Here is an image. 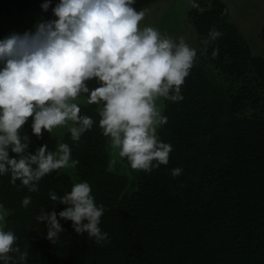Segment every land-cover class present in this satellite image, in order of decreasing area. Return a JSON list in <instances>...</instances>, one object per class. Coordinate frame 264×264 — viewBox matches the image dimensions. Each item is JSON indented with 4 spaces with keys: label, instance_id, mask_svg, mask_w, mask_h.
<instances>
[{
    "label": "trees",
    "instance_id": "obj_1",
    "mask_svg": "<svg viewBox=\"0 0 264 264\" xmlns=\"http://www.w3.org/2000/svg\"><path fill=\"white\" fill-rule=\"evenodd\" d=\"M182 4L197 55L181 86L183 99H164L167 122L156 134L172 147L168 164L151 172L132 169L104 135L97 106L80 105L79 115L93 126L78 141L71 132L62 141L79 161L76 177L54 170L30 192L20 180L11 182L10 171L0 174V203L11 211L5 232L15 235L14 248L28 253L24 261L9 253V264H264V57L253 55L224 1ZM212 29L222 35L205 48L201 41ZM261 36L264 43V29ZM32 122L19 132L29 138L26 154H35L50 135L37 138ZM8 152L19 158L11 147ZM176 168L182 173L174 178ZM80 182L104 208L99 227L107 239L97 243L77 234L71 221L57 216L64 231L53 244L47 222L36 217L65 210L49 193L63 197ZM25 197L31 198L27 207Z\"/></svg>",
    "mask_w": 264,
    "mask_h": 264
},
{
    "label": "clouds",
    "instance_id": "obj_2",
    "mask_svg": "<svg viewBox=\"0 0 264 264\" xmlns=\"http://www.w3.org/2000/svg\"><path fill=\"white\" fill-rule=\"evenodd\" d=\"M134 3L60 0L52 10L54 21L41 22L34 32L13 34L0 41V174L10 171L13 184L20 180L30 192H36V182L45 175L79 163H70L71 149L63 143L54 152L43 145L35 154H26L29 138H21L19 132L29 118L37 138L71 121L79 125L69 129L72 139L78 141L92 128L93 120L79 115L75 101L81 93H89L86 82L92 79L100 86L90 92L87 101L103 104L100 127L119 156L126 158L132 169L145 172L168 164L172 147L156 134L167 118L161 115L156 101L183 99L181 86L197 51L182 38L176 43L152 27L141 29L145 11H137ZM192 6L199 8L195 3ZM41 7L47 11L50 0ZM221 35L212 29L201 43L206 48ZM218 51H213V58ZM9 147L19 158L9 157ZM181 173L180 168L172 170L174 178ZM91 191L87 182H80L63 197L49 193L52 201L67 206L58 214L42 210L36 217L39 223L47 222L46 238L50 242L56 244L64 231L57 216L71 221L77 234L86 232L97 243L107 239L99 227L104 208L95 204ZM30 202L31 198L25 197L22 205L27 207ZM5 215L0 211V221ZM15 241L11 231L0 229V260L4 264L12 259L9 253H20L13 247ZM27 255V251L20 253L19 259L24 261Z\"/></svg>",
    "mask_w": 264,
    "mask_h": 264
},
{
    "label": "rangeland",
    "instance_id": "obj_3",
    "mask_svg": "<svg viewBox=\"0 0 264 264\" xmlns=\"http://www.w3.org/2000/svg\"><path fill=\"white\" fill-rule=\"evenodd\" d=\"M187 0L178 1L176 3L172 0H135L133 7L137 10H144L145 17L140 22L139 27L141 29L145 27H152L160 32L162 36L172 39L173 41L182 38L191 48H194L196 44V36L194 29L188 25V7L183 5L182 2ZM230 8L231 19L237 25L241 31L244 39L248 43L254 56L264 57V43L262 39V31L264 29V0H222ZM172 2L173 6L172 7ZM167 7V8H165ZM1 38V37H0ZM1 67L3 64L1 63ZM91 83V84H90ZM88 85L89 93L80 96L75 102L80 105H96L98 111L102 110L103 104H89L87 98L92 90L99 87L100 84L96 79H92L86 82ZM157 107L161 110L163 115L164 98H159L156 101ZM75 126L73 122L69 121L66 126L57 127L52 130L48 136L45 145L49 151L54 152L58 150L59 144L65 135L70 132V127ZM158 129V128H157ZM157 133V132H156ZM115 153H119L118 149H115ZM71 163V159H70ZM115 165V162H112ZM63 173L69 174L74 177V167L61 168ZM0 206L2 204L0 203ZM0 211L6 213L5 219L0 221V229L5 231L7 226L8 217L11 211L4 206L0 208Z\"/></svg>",
    "mask_w": 264,
    "mask_h": 264
},
{
    "label": "flooded vegetation",
    "instance_id": "obj_4",
    "mask_svg": "<svg viewBox=\"0 0 264 264\" xmlns=\"http://www.w3.org/2000/svg\"><path fill=\"white\" fill-rule=\"evenodd\" d=\"M41 22L46 21L38 13H21L15 6L8 2L0 3V41L13 34L23 35L26 32H34L36 26ZM0 68H2L1 63ZM86 86L88 87L87 84ZM86 94L88 93H81V96Z\"/></svg>",
    "mask_w": 264,
    "mask_h": 264
},
{
    "label": "water",
    "instance_id": "obj_5",
    "mask_svg": "<svg viewBox=\"0 0 264 264\" xmlns=\"http://www.w3.org/2000/svg\"><path fill=\"white\" fill-rule=\"evenodd\" d=\"M8 2L15 6L21 13L23 12H35L41 17L43 16L45 21H54L56 17L53 14V8L59 4L60 0H50V7L47 11H44L41 7L42 4L48 2V0H0V3Z\"/></svg>",
    "mask_w": 264,
    "mask_h": 264
}]
</instances>
